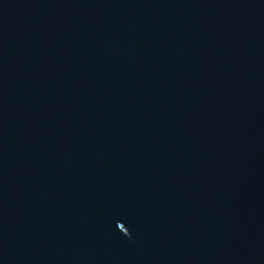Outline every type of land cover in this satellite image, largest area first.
I'll return each mask as SVG.
<instances>
[{
  "label": "water",
  "instance_id": "obj_1",
  "mask_svg": "<svg viewBox=\"0 0 264 264\" xmlns=\"http://www.w3.org/2000/svg\"><path fill=\"white\" fill-rule=\"evenodd\" d=\"M0 264H264V0H0Z\"/></svg>",
  "mask_w": 264,
  "mask_h": 264
}]
</instances>
